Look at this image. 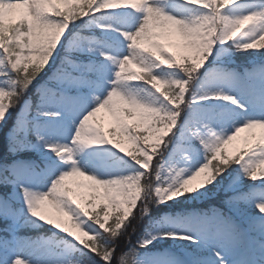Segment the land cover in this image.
Segmentation results:
<instances>
[{
    "label": "snow or ice",
    "instance_id": "obj_1",
    "mask_svg": "<svg viewBox=\"0 0 264 264\" xmlns=\"http://www.w3.org/2000/svg\"><path fill=\"white\" fill-rule=\"evenodd\" d=\"M0 135V264H264V0H0Z\"/></svg>",
    "mask_w": 264,
    "mask_h": 264
},
{
    "label": "trees",
    "instance_id": "obj_2",
    "mask_svg": "<svg viewBox=\"0 0 264 264\" xmlns=\"http://www.w3.org/2000/svg\"><path fill=\"white\" fill-rule=\"evenodd\" d=\"M246 61H247L246 54L241 53V54H239L237 56L236 64L237 65H246ZM13 116H15V113H13ZM11 123H12V121L9 120V125H11ZM4 146H5V139H4V137L2 135H0V151H3ZM223 199H224V195L222 193H220L219 195L211 197L208 200L202 202L201 207L203 209H211L213 207L222 206ZM1 234H3V233H1ZM28 234L29 235H34V233H28ZM132 240H133V243H134L135 240H136V237L133 236ZM123 248H124V245H123V243H121V249L120 250H123ZM117 254H119V251H118Z\"/></svg>",
    "mask_w": 264,
    "mask_h": 264
},
{
    "label": "rangeland",
    "instance_id": "obj_3",
    "mask_svg": "<svg viewBox=\"0 0 264 264\" xmlns=\"http://www.w3.org/2000/svg\"><path fill=\"white\" fill-rule=\"evenodd\" d=\"M170 51H174V49H169ZM235 66H237V67H243V66H246V65H235ZM105 127H108V122H107V118L105 119ZM243 135V134H242ZM125 147H128L127 145H125ZM33 158H35V157H33ZM73 180H78V179H81V178H72ZM223 194V193H222ZM224 195V194H223ZM219 207H221V206H218V207H213V208H219ZM212 209V208H211ZM0 235H2L1 233H0ZM171 246V241H167V242H163V243H161V244H159L157 247L158 248H166V247H170Z\"/></svg>",
    "mask_w": 264,
    "mask_h": 264
}]
</instances>
